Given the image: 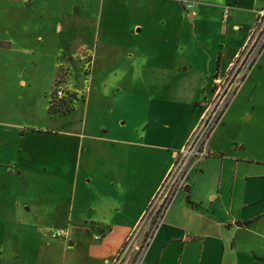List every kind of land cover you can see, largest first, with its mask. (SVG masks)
<instances>
[{
    "label": "rangeland",
    "instance_id": "rangeland-1",
    "mask_svg": "<svg viewBox=\"0 0 264 264\" xmlns=\"http://www.w3.org/2000/svg\"><path fill=\"white\" fill-rule=\"evenodd\" d=\"M22 1L0 0L5 39H15L17 21L26 28L17 12ZM239 1L235 9L234 0H193L200 15L191 20L180 0H35L28 11L33 38L0 45V264H67L84 252L86 232L82 245L67 246L77 229L67 240L45 229L87 217L95 187L124 199L120 218L130 222L161 174L170 152L164 147L200 114L191 108L201 74L219 45H232L239 33L230 29L231 14L249 5ZM56 80L66 105L51 112ZM223 120L208 144L212 169L195 181L194 195L205 198L216 186L222 163L231 177L234 155L264 159V57ZM111 142L121 154H111ZM110 154L115 168L103 182L97 157L106 162ZM19 167L34 169L17 174Z\"/></svg>",
    "mask_w": 264,
    "mask_h": 264
},
{
    "label": "crops",
    "instance_id": "crops-1",
    "mask_svg": "<svg viewBox=\"0 0 264 264\" xmlns=\"http://www.w3.org/2000/svg\"><path fill=\"white\" fill-rule=\"evenodd\" d=\"M234 1L235 9H237L240 1ZM248 1V8H245L243 13L236 14L237 16L231 14L234 20L230 29L234 33H239L232 35V38L234 36L232 45H225V43L219 45L215 55L207 60L205 66L207 69L201 74V94L193 101L191 110L198 109L202 111V105L206 97L210 95L214 76L225 70L233 60L236 52L245 43L257 11L264 3V0ZM34 3L35 0L19 3L17 12H22L19 20H22L21 25L25 24L26 28L18 26L19 22L17 21L15 39L14 37L5 39L4 33L1 32L0 45L7 44L16 47L17 40L33 38L35 33L32 32L29 26L28 16L31 15V12L28 11L33 10ZM194 7L195 4L187 9L191 20L200 15L194 10ZM17 17H19V14H17ZM229 18L230 8L227 20L223 21L222 18V21L228 24ZM24 50L26 53L33 52L29 48ZM263 57L264 54L254 68L260 65ZM24 82L21 81L22 84ZM199 115L184 127L178 140L168 141L170 144L164 147L166 151L170 152L168 158L165 157L166 159H164L161 174L155 185L149 190L141 208L131 218L127 219L130 222L124 223L122 221L123 217L120 218L125 208V200L119 196L115 198L108 191L105 193L95 187L90 191L91 202L89 205L91 206L87 217L77 216V225L72 226L68 222L65 228H57L67 230L68 235L64 240L70 239V229L72 227L77 229V238L69 241L67 246L82 245L84 240L82 235L85 232L91 237L88 242L84 240L85 251L72 253V259L67 264H104L105 260L114 255L130 228L136 224L174 159L176 151L182 146L194 128ZM223 122L224 120L220 124L221 126ZM125 142L131 141L125 140ZM111 143L110 147L113 148L111 154L120 153L121 149L115 151L114 142ZM215 148H218V146H215ZM209 151L211 155L202 160L198 167L191 171L185 188L175 196L163 223L157 230L145 254L143 264H264V159L255 156L234 155L231 177L223 173L224 166L222 163L217 174L216 186L208 188L204 198L203 193H201L202 195L192 194V186L195 188V181L198 177L208 175L212 169V160L215 159L213 157L215 154L211 150ZM123 157L125 158V156ZM221 158L220 155L219 159ZM97 159H99L97 160L99 166H102V170L105 171L102 181L104 182L103 179L107 181L115 168V155L107 156L106 162L100 157H97ZM104 163L106 165H103ZM92 165L95 167L94 164ZM257 167L261 168L258 169ZM9 168H12L10 169L11 173L15 170L11 166ZM17 169L19 170L17 174H22L24 170L31 171L34 168L19 167ZM90 176V179L84 180V185L96 178L93 173ZM85 189H89V184L85 186ZM121 194H123L122 191ZM51 212L56 214L55 209ZM115 226H119L121 231H117ZM41 230H44V228ZM51 230V228L45 229L48 236H50ZM95 231L100 233V238H94L99 235ZM98 240L102 241L97 242Z\"/></svg>",
    "mask_w": 264,
    "mask_h": 264
},
{
    "label": "built area",
    "instance_id": "built-area-1",
    "mask_svg": "<svg viewBox=\"0 0 264 264\" xmlns=\"http://www.w3.org/2000/svg\"><path fill=\"white\" fill-rule=\"evenodd\" d=\"M185 9L193 6L192 0H180ZM229 16V6L222 12L223 21ZM264 54V3L257 11L247 39L236 52L224 71L213 78L210 95L206 97L198 120L182 146L176 151L160 184L142 211L136 224L130 228L124 240L111 258L104 264H143L145 254L164 221L177 193L185 188L191 171L209 157V140L219 126L232 98L239 92L249 72ZM66 90L56 82L51 104L65 107ZM54 239L67 238V230L57 229L49 233ZM96 235L94 238H100Z\"/></svg>",
    "mask_w": 264,
    "mask_h": 264
},
{
    "label": "trees",
    "instance_id": "trees-1",
    "mask_svg": "<svg viewBox=\"0 0 264 264\" xmlns=\"http://www.w3.org/2000/svg\"><path fill=\"white\" fill-rule=\"evenodd\" d=\"M57 81H58V80H56V82H57ZM56 82H55V84H56ZM61 110H63V109L55 108V106L52 105V104L50 103L49 111H51V112H59V111H61Z\"/></svg>",
    "mask_w": 264,
    "mask_h": 264
}]
</instances>
